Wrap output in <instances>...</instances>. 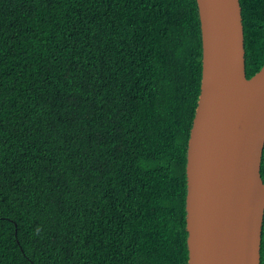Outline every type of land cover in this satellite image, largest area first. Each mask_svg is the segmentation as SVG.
Returning a JSON list of instances; mask_svg holds the SVG:
<instances>
[{
	"label": "trees",
	"instance_id": "trees-1",
	"mask_svg": "<svg viewBox=\"0 0 264 264\" xmlns=\"http://www.w3.org/2000/svg\"><path fill=\"white\" fill-rule=\"evenodd\" d=\"M200 78L196 0H0V264H186Z\"/></svg>",
	"mask_w": 264,
	"mask_h": 264
},
{
	"label": "water",
	"instance_id": "water-1",
	"mask_svg": "<svg viewBox=\"0 0 264 264\" xmlns=\"http://www.w3.org/2000/svg\"><path fill=\"white\" fill-rule=\"evenodd\" d=\"M201 78L186 148V264H260L264 63L245 72L240 0H196Z\"/></svg>",
	"mask_w": 264,
	"mask_h": 264
}]
</instances>
